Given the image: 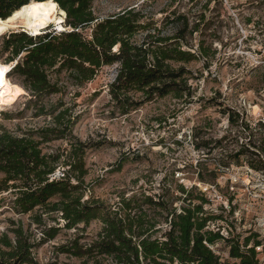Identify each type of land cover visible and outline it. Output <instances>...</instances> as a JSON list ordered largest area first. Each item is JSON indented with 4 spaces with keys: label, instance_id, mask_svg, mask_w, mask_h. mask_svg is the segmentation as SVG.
<instances>
[{
    "label": "trees",
    "instance_id": "obj_1",
    "mask_svg": "<svg viewBox=\"0 0 264 264\" xmlns=\"http://www.w3.org/2000/svg\"><path fill=\"white\" fill-rule=\"evenodd\" d=\"M54 1L66 13L64 30L49 25L40 34L10 30L1 38L3 63L16 62L8 78L26 91L27 108L34 106V115L48 120L16 129L0 121V195L6 193L0 202L14 213L0 232V264H40L37 251L72 229L77 230L74 238L54 251L77 264H262L256 233L224 236L210 227L223 216L206 210L209 200L197 187L179 184L180 195L168 186L150 193L140 187L108 202L94 196L86 182V153L104 142H85L74 133L79 89L105 66H116L108 88L112 114L128 115L165 97L191 103L198 76L189 64L201 58L208 64L215 54L212 46L191 41L198 24L191 26L187 15L176 10L157 20L145 5L98 17L94 0ZM30 2L0 0V18ZM58 94L56 102L46 101ZM65 95H71L72 105ZM1 115L11 119L7 112ZM249 135L252 140L254 134ZM59 140L66 146L54 145ZM193 142L197 150L210 143L201 142L197 133ZM246 151L242 147L234 157ZM252 165L264 168V160ZM92 222L101 227L87 238L80 231ZM219 242L229 247L225 259L213 248Z\"/></svg>",
    "mask_w": 264,
    "mask_h": 264
},
{
    "label": "rangeland",
    "instance_id": "obj_2",
    "mask_svg": "<svg viewBox=\"0 0 264 264\" xmlns=\"http://www.w3.org/2000/svg\"><path fill=\"white\" fill-rule=\"evenodd\" d=\"M138 5H145L157 20L173 10L186 14L190 25L197 23L199 28L191 41L212 46L215 54L208 64L205 58L189 64L198 79L194 82L193 101L187 105L165 97L128 115L112 114L108 88L115 78L116 66H105L93 81L80 88L81 94L75 99L74 112L79 119L74 133L85 142H104L86 153V182L94 196L108 202H115L122 192L129 195L140 187L150 193L168 186L175 195H180L176 189L179 184L189 189L197 187L209 200L206 210L223 216L210 227L244 238L251 234L255 218L262 213V206L252 202L242 188L257 183L246 171V166L259 159L250 150L262 152L252 141L258 144L264 133V0L93 1L98 17ZM50 25L49 28L55 26ZM5 57L0 53V62ZM59 97L52 95L46 101L56 102ZM28 98L25 94L16 103L3 106L1 114L7 112L11 119L3 120L1 115L0 121L10 129L43 126L48 118L35 116V107L27 108ZM64 98L72 105L71 95ZM229 116L235 121H229ZM195 133L209 145L197 150ZM249 134H254L252 141ZM220 139L221 143L216 144ZM250 142L248 148L245 144ZM54 145L64 147L66 142L59 140ZM242 147L248 151L237 159L234 154ZM232 177L240 178L235 195L229 191ZM13 215L0 202V232L7 225L6 219ZM100 227L99 222H92L80 233L91 238ZM76 234V229L63 230L42 246L36 254L40 264H77L76 259L54 251V246ZM213 248L223 259L228 257L226 243L219 242ZM259 258L264 264V253H259Z\"/></svg>",
    "mask_w": 264,
    "mask_h": 264
},
{
    "label": "bare ground",
    "instance_id": "obj_3",
    "mask_svg": "<svg viewBox=\"0 0 264 264\" xmlns=\"http://www.w3.org/2000/svg\"><path fill=\"white\" fill-rule=\"evenodd\" d=\"M65 17V11L54 0H31L7 19L0 18V36L18 27L36 35L42 33L50 24H54L58 30H64ZM11 68L12 63L0 62V116L3 106L16 103L26 93L8 78Z\"/></svg>",
    "mask_w": 264,
    "mask_h": 264
},
{
    "label": "built area",
    "instance_id": "obj_4",
    "mask_svg": "<svg viewBox=\"0 0 264 264\" xmlns=\"http://www.w3.org/2000/svg\"><path fill=\"white\" fill-rule=\"evenodd\" d=\"M248 138L249 141H252L250 140L251 139L250 135ZM252 143H254L255 145L254 147L260 148L263 153L258 149L250 150V151L256 152L255 156L264 160V133L262 139L258 142V144H255V142L253 141ZM252 143L250 142V144H245V145L250 146ZM249 146L247 147L249 148ZM252 164L254 163H250L248 166H246V171L247 173H249V177L251 176L256 178L257 183L245 184V187L242 189L246 194L248 193L247 195L249 196V199L252 202H255L262 206V213L260 216L255 218L253 222V226H251L252 228H250L249 232L254 234L256 233L258 235L257 237L261 241V244L259 246H256V250L258 253L263 254L264 253V168H257L254 167ZM238 188H240V178L232 177L229 187L230 193L235 195ZM228 202H230V199H228ZM223 235L228 236V234H223Z\"/></svg>",
    "mask_w": 264,
    "mask_h": 264
},
{
    "label": "water",
    "instance_id": "obj_5",
    "mask_svg": "<svg viewBox=\"0 0 264 264\" xmlns=\"http://www.w3.org/2000/svg\"><path fill=\"white\" fill-rule=\"evenodd\" d=\"M15 63H16V62H13V63H12V67L15 65Z\"/></svg>",
    "mask_w": 264,
    "mask_h": 264
}]
</instances>
